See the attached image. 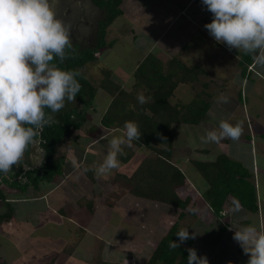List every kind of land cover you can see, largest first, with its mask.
<instances>
[{"label":"rangeland","instance_id":"374dc122","mask_svg":"<svg viewBox=\"0 0 264 264\" xmlns=\"http://www.w3.org/2000/svg\"><path fill=\"white\" fill-rule=\"evenodd\" d=\"M61 8L65 10V7ZM121 8L123 16L108 27L105 37L107 43L115 42L113 47L96 52L98 62L85 69L86 77L97 84L102 78L101 69H109L112 71V78L128 88L132 84L135 66L149 52H155L166 59L177 55L184 60L196 59L194 62L205 68L208 77L200 78L193 85H179L169 100L170 103L191 102L195 93L201 91L203 84L208 83L207 90L213 95L212 97L210 94L211 107L208 103L210 109L198 127L207 124L215 129L221 119L232 124L242 121L243 135L238 141L228 140V149L231 153L238 154L236 157L247 160L243 139L246 140L249 131L253 132L254 115L264 117V69H260L262 75L258 76L257 66L256 73L242 79L237 69L238 53H235V49L229 50L226 45L216 43L208 34L203 27L205 15L194 0H123ZM67 26L75 51L93 48L94 43L89 46L80 40L74 33L72 24ZM208 57L211 58V63L206 64L204 60ZM241 90L244 98L238 100L237 95ZM221 93L228 97V103L216 101L215 98ZM109 101L105 94L97 93L92 106L86 110L90 123L95 124ZM76 105L75 102L66 103L59 112L76 108ZM195 129V126L190 125L172 126V162L185 173L190 185H193L190 192L198 194L205 189L206 183L190 164L194 159L200 158L194 154V150L211 146L210 150L214 154L219 145L202 144L199 141L202 133ZM122 134L120 130L102 134L99 140L102 142L87 149L82 147L85 144H74L71 139V152L67 150L68 145L55 152V157L61 160L55 165L59 174L50 184L43 183L39 191L27 189L25 193L28 196L14 190L19 182L24 181L23 176L19 175L20 171L24 172L34 166L45 169L34 148L29 153H24L18 165L13 166L12 172L2 176L1 183L6 187L10 185L6 196L15 203V210L13 221L0 226V262L95 264L101 242V259L107 264H142L148 259L155 244L177 220V210L137 199L119 184L112 183L116 173L130 175L148 151L136 148L128 164L108 175L98 177L94 174V182L83 171L85 166L102 162L110 139ZM84 150L85 161L80 163ZM73 157L79 167L73 165ZM208 158L212 157H201L204 161ZM251 180L253 181L252 178ZM259 188L263 194V181L261 185L257 182V189ZM81 199L83 205L80 207L76 202ZM201 203L196 217L186 216L179 221V225L187 229L191 236L195 235L190 248L196 250L198 257L206 256L209 264H247L249 257L232 237L235 231L250 224L264 232V202L259 205L260 212L255 214L242 208L230 214V209L225 207L224 218L227 219L223 220L213 219L206 205ZM227 222H232V225L222 233L220 227ZM70 247L75 248L68 254Z\"/></svg>","mask_w":264,"mask_h":264},{"label":"trees","instance_id":"16d2710c","mask_svg":"<svg viewBox=\"0 0 264 264\" xmlns=\"http://www.w3.org/2000/svg\"><path fill=\"white\" fill-rule=\"evenodd\" d=\"M194 1L205 15L204 25L210 23L211 13L202 5L201 0ZM92 2L103 12L102 20L98 24L95 46L77 52L69 50L70 58L60 65L65 70L80 72L77 79L82 88L75 98L77 107L54 114L58 123L45 126L37 137L41 142L26 149V153H29L31 148L35 149L45 169L34 166L24 172L20 171L19 175L23 176L24 181L19 182V186L14 191L18 190L19 193L27 195L28 193H25L27 189L33 188L39 191L42 183L50 184L53 181L59 174L55 165L61 161L60 158L55 157L56 150L71 140L75 132L81 129L87 121V108L92 106L97 93L102 92L110 101L100 119V126L104 130H121L125 121L132 120L139 124L142 133L141 139L137 142L133 141L131 147H123L124 155L119 157L121 165L127 164L133 158L134 148L148 151L129 176L116 173L112 182L125 188L137 199L167 205L177 210V220L166 230L153 247L148 259L142 264H187V249L194 241L193 239L179 241L176 233L185 229L179 225V221L186 216H195V212L190 209H195L200 198L205 201L214 219H224V205L227 200H233L234 197L238 199L242 209L255 214L258 212L255 186L250 180V173L240 163L226 155H219L210 163L191 162L206 183L202 192L193 193L190 192L192 186L185 173L172 162L174 153L172 126H197L205 120L209 104L202 97L205 95L207 84H203L202 90L198 91L189 103L171 104L169 100L179 85H193L198 83L201 77H205L207 73L204 68L195 64L188 65L176 56L166 59L155 52H150L137 63L132 73V84L128 88L116 82L112 78V71L108 69H101L102 78L97 84L86 77L85 69L98 62L96 52L113 47L114 41L109 43L105 41L107 29L124 14L121 8L123 0H92ZM258 53L259 50L253 54L242 52L238 54V68L242 78L250 76V67ZM141 92L146 98H151L143 105L137 100ZM88 168L83 169L84 174L94 182V171L87 170ZM2 176L4 173H0V226L13 221L15 210V203L9 201L6 196V190H9L10 185L6 187L1 183ZM77 204L81 207L82 199L77 201ZM228 226L229 223L222 226L221 232L227 231ZM171 242L179 244V247L171 246ZM74 248L70 247L68 254H71ZM102 249L101 242L95 264H107L101 259ZM0 264L7 263L0 262Z\"/></svg>","mask_w":264,"mask_h":264},{"label":"clouds","instance_id":"9594fccd","mask_svg":"<svg viewBox=\"0 0 264 264\" xmlns=\"http://www.w3.org/2000/svg\"><path fill=\"white\" fill-rule=\"evenodd\" d=\"M201 3L211 13V22L203 27L216 43L244 54L264 49V0ZM69 50L75 51L69 28L57 18L54 0H0V173L12 172L26 149L41 142L37 137L43 128L58 123L54 114L66 103L74 104L82 88L77 79L80 72L60 67L70 58ZM150 99L142 92L137 96L141 105ZM215 99L219 103L229 102L223 93ZM120 131L122 135L110 139L103 161L94 162L87 170L99 177L122 166L119 157L124 155L123 147H131L142 133L139 124L132 120L125 121ZM243 131L242 121L232 124L221 119L218 127L206 131L199 141H238ZM72 163L79 167L75 157ZM233 202V212L240 211L238 199L234 197ZM176 236L180 242L195 238L187 229H181ZM232 239L249 257L247 264H264V232L250 224L235 231ZM171 246L178 248L179 244L171 242ZM187 252V264H209L207 257H198L195 249L189 248Z\"/></svg>","mask_w":264,"mask_h":264},{"label":"crops","instance_id":"0c3cea01","mask_svg":"<svg viewBox=\"0 0 264 264\" xmlns=\"http://www.w3.org/2000/svg\"><path fill=\"white\" fill-rule=\"evenodd\" d=\"M181 49V48H180ZM219 50V49H218ZM179 51V50H178ZM150 53V52H149ZM211 53H214L215 54V52H213V51H211ZM210 53V54H211ZM236 54L238 53H240V52H235ZM180 54V53H179ZM224 54V53H223ZM212 55V54H211ZM179 55H177V57H178ZM180 57H182L181 55H180ZM179 58V57H178ZM210 57H208V58H206L204 61H205V63L206 64H209V63H211V58L209 59ZM215 58H216V56H215ZM180 59V58H179ZM238 59H239V56L237 57V69H238V71H239V68H238ZM182 62H184V63H186V64H188V65H198V66H200V67H202L203 68V66H201V65H199V64H197L196 62H194V61H196V59H194V58H191V60H188V58H185V60L183 59V57L180 59ZM261 61H264V52H263V49H260L259 50V53L257 54V56H256V59H255V61H254V63H253V65L250 67V69H251V73H250V76L251 75H253L254 74V72L256 73V71H255V68L258 66V68H259V72L258 73H256V74H258V76L260 75H262V72H261V70H263L264 69V63H262ZM136 67V66H135ZM135 69V68H134ZM205 69V68H204ZM261 69V70H260ZM109 70V69H108ZM253 70V71H252ZM111 71V70H110ZM134 71V70H133ZM206 73H207V71H206ZM239 75H240V71H239ZM249 76V77H250ZM206 78L208 77V73L206 74V76H205ZM240 77H241V75H240ZM201 78H203V77H201ZM242 78V77H241ZM243 79V78H242ZM116 81V80H115ZM117 82V81H116ZM120 84V83H119ZM208 84V83H207ZM122 85V84H121ZM123 86V85H122ZM202 90V89H201ZM209 90V89H208ZM207 89H206V92H205V95L202 97L203 98V100H205L207 103H210V107H211V102H210V92L208 91ZM176 91V90H175ZM208 92V93H207ZM212 95V94H211ZM174 96V95H173ZM196 96V93H195V95H194V97ZM238 97H237V99L238 100H241V99H243L244 97L242 96V90L241 91H239L238 92V95H237ZM212 97H213V95H212ZM170 102V101H169ZM178 103V102H177ZM189 103V102H188ZM109 104V103H108ZM108 106V105H107ZM210 107H209V109H210ZM107 108V107H106ZM105 111H106V109H105ZM104 111V112H105ZM209 111V110H208ZM103 112V113H104ZM93 113H95V110H93ZM103 113L100 115V118H99V116H98V119H99V122H98V119L97 120H95L96 122H95V124L93 125L92 123H90V119H88L87 118V121L84 123V125L81 127V129L79 130V131H77V132H75V134H74V136H73V138H72V143H74V144H77L78 142H81L82 144H85V145H83L82 147H85V149H87V148H89L90 146H93L94 144H98V143H101L102 141H99L101 138V136H102V134H108L109 132H113V131H117V130H119V129H108V130H104L101 126H100V119H101V117H102V115H103ZM208 113V112H207ZM95 116H97L96 114H95ZM254 117H255V120H253V124H252V129H253V132H251V131H249V136H248V134H247V137H246V140H244L243 139V142H244V144H245V146H246V148H245V150L247 151V160H242L241 158H238V157H236V156H238V154L237 155H235V152H232L231 153V150H229L228 149V147H229V145H230V143H229V141L228 140H224V141H222L220 144H218L219 145V147L216 149V151L214 152V154L212 153V151L210 150V148H211V146H209V148H207V147H201V148H197L196 150H194V154L197 156V157H200V158H197V159H194V161L195 162H213L219 155H226L227 157H229L230 159H232V160H234V161H236V162H238V163H240L241 165H242V167L243 168H245L249 173H250V175H251V178L253 179V181L251 180V178H250V180L253 182V184H254V186H255V189H256V196H257V205H258V212H260V203H262V201L264 202V193L262 194L261 193V190H260V188L259 189H257V182H258V185H261L262 184V181L264 182V117L262 116V118L261 117H259V115L258 114H256V115H254ZM250 123H252V122H250ZM201 124V123H200ZM199 124V125H200ZM263 124V125H262ZM174 126V125H173ZM190 126H192V125H190ZM197 129H195V130H199V132L200 133H202V135L203 134H205V132L206 131H209V130H212V129H214V127H210V126H208L207 124L206 125H204L203 124V126H200V127H198V125L197 126H195ZM173 134V133H172ZM87 135H89V136H91V137H89V136H87ZM71 142H70V140L69 141H67L66 142V144L65 145H63L62 147H64V148H66V146L68 145V148L70 147V144H72ZM174 146V145H173ZM61 147H59V149H60ZM71 148H73L72 147V145H71ZM135 149L136 148H134L133 149V152H134V154H135ZM249 149V150H248ZM144 150V149H143ZM239 150H241V148H239ZM147 151V150H146ZM86 151L84 150L83 152H82V160L80 161V163L82 162V161H85V159H84V157H85V153ZM209 156H211L212 158L211 159H207L206 161H204L203 159H201V157H209ZM145 158V156L143 157V159ZM131 161V160H130ZM129 161V162H130ZM128 162V163H129ZM127 163V164H128ZM140 164V163H139ZM191 164V163H190ZM122 165H124V164H122ZM175 165V164H174ZM192 165V164H191ZM193 166V165H192ZM85 167H89V166H85ZM179 168V167H178ZM85 169V168H84ZM180 169V168H179ZM197 171V170H196ZM198 173V172H197ZM95 174V173H94ZM119 174H121V173H119ZM123 175H125V174H123ZM129 176V175H128ZM113 183V182H112ZM191 183V182H190ZM43 184V183H42ZM40 185V187H43V185ZM44 184H46L45 182H44ZM114 184V183H113ZM192 185V184H191ZM193 186V185H192ZM199 192V191H198ZM200 193V192H199ZM9 200V199H8ZM10 201V200H9ZM90 202V201H89ZM201 202H203L205 205H206V207H207V209H208V212L210 213V210H209V208H208V206H207V204L205 203V201L202 199V198H200L199 200H198V202H197V205H196V207H195V209H196V211H195V217H196V212H197V209H198V207H200V206H202V203ZM76 205H77V202H76ZM225 207H228V209H230V214H232L233 213V207H234V202H233V200L231 199H229V200H227V202L225 203V205H224V215H225ZM257 212V213H258ZM211 215V214H210ZM214 219V218H213ZM224 219H227V218H224ZM217 220H220V219H217ZM221 220H223V219H221ZM229 220V219H228ZM227 223H229V226L227 227V229H229L230 227H231V225H232V222L230 223V222H227ZM225 225V224H224ZM223 225V226H224ZM221 229H222V226L220 227V231H221ZM223 233V232H222Z\"/></svg>","mask_w":264,"mask_h":264},{"label":"flooded vegetation","instance_id":"af4514ba","mask_svg":"<svg viewBox=\"0 0 264 264\" xmlns=\"http://www.w3.org/2000/svg\"><path fill=\"white\" fill-rule=\"evenodd\" d=\"M61 6L65 7L64 11ZM54 10L57 18L67 25L72 24L73 31L80 40L89 46L94 43L95 46L103 12L92 0H54Z\"/></svg>","mask_w":264,"mask_h":264}]
</instances>
